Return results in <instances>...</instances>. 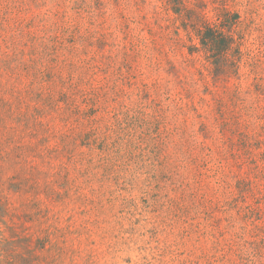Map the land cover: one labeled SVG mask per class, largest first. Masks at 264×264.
<instances>
[{"label": "rangeland", "instance_id": "rangeland-1", "mask_svg": "<svg viewBox=\"0 0 264 264\" xmlns=\"http://www.w3.org/2000/svg\"><path fill=\"white\" fill-rule=\"evenodd\" d=\"M185 2L210 19L240 16L239 77L214 81L164 0H0L1 53L12 52L15 19H35L43 43L31 75L13 76L18 87L33 91L39 70L56 102L35 134L12 119L0 128L12 154L0 236L17 254L34 250L35 264L264 254V0Z\"/></svg>", "mask_w": 264, "mask_h": 264}, {"label": "trees", "instance_id": "trees-1", "mask_svg": "<svg viewBox=\"0 0 264 264\" xmlns=\"http://www.w3.org/2000/svg\"><path fill=\"white\" fill-rule=\"evenodd\" d=\"M164 1L166 9L171 10L177 16L190 39L189 54L191 56L196 54L204 56L206 62L212 68L214 81H228L233 77H239L240 65L244 57L242 52L243 38L237 31L240 25V16L225 10L214 19H210L202 12L189 7L185 0ZM21 4L13 8L9 6L6 9L7 17L13 11H17L18 14L21 13L23 10ZM36 24L35 19H30L27 22L15 19L16 29L14 32L16 33L12 38L14 41V43H11L13 46L12 52L9 50L3 54L0 50V128L7 119H12L16 124L29 130L31 134L35 132L34 130L45 128L43 122L45 110L46 108L53 109L52 107H55L56 104L55 98L51 96L52 94H49L42 81L37 79L40 73L39 70L34 74L29 86V90L33 91L24 92L17 84V78L21 79L22 76L31 75L33 65L40 58L39 44L43 45V43L41 41L39 43V39L33 32ZM44 50L48 51L47 47H44ZM13 76L18 77L15 79ZM27 100L35 104L34 109L29 114L21 112L23 106L29 107ZM13 152L16 154V156L13 155L16 159H22L20 146H16ZM9 155L12 154L5 153L0 146V169H2L1 163L7 161ZM1 173L2 170H0V186L2 188L5 181ZM237 189L239 195L244 199V195L250 188L245 186L243 181H239ZM4 203H7V197L4 190H1L0 224L4 222L6 215V205ZM237 203L238 200H234L230 205H236ZM15 243L0 236V264H35L34 250H28L29 257H25L16 253ZM244 247L237 246L233 251V259L229 261L231 264H264V254L258 251H250L248 254L244 251L246 249ZM222 261L224 259L217 258L215 264Z\"/></svg>", "mask_w": 264, "mask_h": 264}]
</instances>
